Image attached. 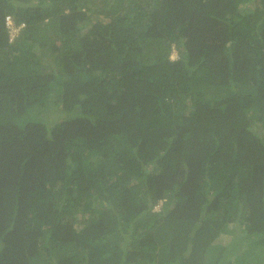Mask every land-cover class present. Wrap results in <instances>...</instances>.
<instances>
[{
    "label": "trees",
    "instance_id": "16d2710c",
    "mask_svg": "<svg viewBox=\"0 0 264 264\" xmlns=\"http://www.w3.org/2000/svg\"><path fill=\"white\" fill-rule=\"evenodd\" d=\"M240 1L0 0V264H264V0Z\"/></svg>",
    "mask_w": 264,
    "mask_h": 264
},
{
    "label": "rangeland",
    "instance_id": "374dc122",
    "mask_svg": "<svg viewBox=\"0 0 264 264\" xmlns=\"http://www.w3.org/2000/svg\"><path fill=\"white\" fill-rule=\"evenodd\" d=\"M255 1L256 0H242V1H240L239 6H240V8H242L243 11H245V7L246 6H250V8H254ZM19 30H20V27H18L16 30H14L15 31L14 36H16L19 33ZM171 56L174 59H176L179 56L178 51H177L176 48H174ZM55 113L58 114L59 112H56V110H55V112H53L51 114L52 118H54ZM160 205H161V203L157 205V208H159ZM232 236H234L233 233H227V234H224L223 237H221V238H222V241L229 242V240L231 239Z\"/></svg>",
    "mask_w": 264,
    "mask_h": 264
},
{
    "label": "built area",
    "instance_id": "2783aa9c",
    "mask_svg": "<svg viewBox=\"0 0 264 264\" xmlns=\"http://www.w3.org/2000/svg\"><path fill=\"white\" fill-rule=\"evenodd\" d=\"M6 24L10 29V35L12 38L15 37L14 36L15 31L14 30H16L18 27H21L23 25V24H21L19 26L16 25L13 17L10 14L6 16Z\"/></svg>",
    "mask_w": 264,
    "mask_h": 264
},
{
    "label": "clouds",
    "instance_id": "9594fccd",
    "mask_svg": "<svg viewBox=\"0 0 264 264\" xmlns=\"http://www.w3.org/2000/svg\"><path fill=\"white\" fill-rule=\"evenodd\" d=\"M8 15H9V14H8ZM10 15H11V14H10ZM16 25H17V24H16ZM23 25H24V23H23ZM23 25H22V26H23ZM18 26H19V25H18ZM22 26H21V27H22ZM21 27H20V28H21ZM17 35H18V34H17Z\"/></svg>",
    "mask_w": 264,
    "mask_h": 264
}]
</instances>
